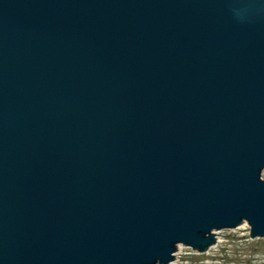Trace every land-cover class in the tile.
I'll return each mask as SVG.
<instances>
[{
    "label": "water",
    "instance_id": "1",
    "mask_svg": "<svg viewBox=\"0 0 264 264\" xmlns=\"http://www.w3.org/2000/svg\"><path fill=\"white\" fill-rule=\"evenodd\" d=\"M264 0H0V264H171L264 239Z\"/></svg>",
    "mask_w": 264,
    "mask_h": 264
},
{
    "label": "rangeland",
    "instance_id": "2",
    "mask_svg": "<svg viewBox=\"0 0 264 264\" xmlns=\"http://www.w3.org/2000/svg\"><path fill=\"white\" fill-rule=\"evenodd\" d=\"M248 229L244 224L235 230L218 232L217 245L205 254H196L180 245L172 264H264V239L250 240Z\"/></svg>",
    "mask_w": 264,
    "mask_h": 264
},
{
    "label": "trees",
    "instance_id": "3",
    "mask_svg": "<svg viewBox=\"0 0 264 264\" xmlns=\"http://www.w3.org/2000/svg\"><path fill=\"white\" fill-rule=\"evenodd\" d=\"M235 261H238V260L236 259ZM235 261H234V262H235Z\"/></svg>",
    "mask_w": 264,
    "mask_h": 264
},
{
    "label": "bare ground",
    "instance_id": "4",
    "mask_svg": "<svg viewBox=\"0 0 264 264\" xmlns=\"http://www.w3.org/2000/svg\"><path fill=\"white\" fill-rule=\"evenodd\" d=\"M172 263H173V262H172ZM172 263H171V264H172Z\"/></svg>",
    "mask_w": 264,
    "mask_h": 264
}]
</instances>
